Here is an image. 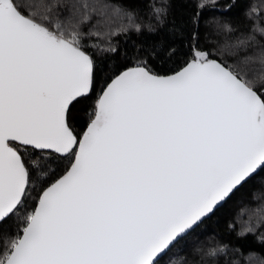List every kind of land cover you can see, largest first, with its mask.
Masks as SVG:
<instances>
[{"label": "snow or ice", "instance_id": "snow-or-ice-1", "mask_svg": "<svg viewBox=\"0 0 264 264\" xmlns=\"http://www.w3.org/2000/svg\"><path fill=\"white\" fill-rule=\"evenodd\" d=\"M237 7L0 0V264H240L239 242L264 245V209L206 228L264 195V9Z\"/></svg>", "mask_w": 264, "mask_h": 264}, {"label": "trees", "instance_id": "trees-1", "mask_svg": "<svg viewBox=\"0 0 264 264\" xmlns=\"http://www.w3.org/2000/svg\"><path fill=\"white\" fill-rule=\"evenodd\" d=\"M231 2V0H220L221 4ZM184 0H177V10H183ZM237 9L235 11L240 12L244 7L248 5H255L257 9H264V0H237ZM210 12H205V17L211 15ZM114 41H122V37L114 36ZM259 188V185L256 186ZM264 209V195H257V192L253 190L251 186L241 190L237 193L236 197L230 200L223 208L219 209L215 216L206 222V228L208 233L216 232L224 234L225 224L227 221L241 215L247 219L249 215L255 212L257 209ZM242 243L244 255L239 256L240 264H264V245H261L254 237L249 236L246 241ZM249 250L259 254L258 257H254L249 261L245 260V256ZM236 255H239L238 253Z\"/></svg>", "mask_w": 264, "mask_h": 264}]
</instances>
